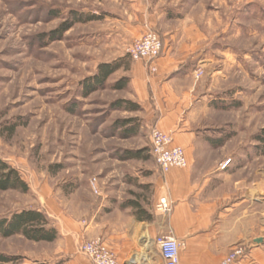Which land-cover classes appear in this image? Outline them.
<instances>
[{"label":"rangeland","instance_id":"obj_1","mask_svg":"<svg viewBox=\"0 0 264 264\" xmlns=\"http://www.w3.org/2000/svg\"><path fill=\"white\" fill-rule=\"evenodd\" d=\"M73 13L95 19L51 41ZM147 29L166 41L165 52L199 55L193 109L212 115L201 121L202 140L231 160L222 171L242 180L231 192L248 186L254 211L255 241L231 251H246L236 264H264V0H0V159L28 187L0 191V218L35 209L58 231L53 243L0 239V256L17 258L0 264H69L94 240L80 234L93 215L131 200L156 212L150 181L159 169L148 136L155 124L131 89L135 61L127 53ZM120 59L106 86L83 96L82 82ZM126 101L140 109H123ZM135 153L142 158L120 159Z\"/></svg>","mask_w":264,"mask_h":264},{"label":"crops","instance_id":"obj_2","mask_svg":"<svg viewBox=\"0 0 264 264\" xmlns=\"http://www.w3.org/2000/svg\"><path fill=\"white\" fill-rule=\"evenodd\" d=\"M165 43L155 74L149 77L141 62L132 64L130 86L137 101L147 104L148 119L171 135L173 145L184 149L188 166L165 175L156 170L150 181L156 212L145 207L153 215L152 221L138 222L131 209L120 208L101 217L93 215L80 234L101 239L120 264H164L156 239L169 235L182 244L180 264H220L239 242L255 241L254 211L245 192L248 186L241 188V194L231 192L230 183L242 180L220 170L221 148L202 140L205 129L201 121L212 115L193 109L202 89L192 77L199 55L190 51L180 58L181 50L165 52ZM187 61L191 67L182 71L180 64ZM222 180L226 187L218 185ZM163 197L170 207L167 215L156 209ZM69 264L91 262L77 253Z\"/></svg>","mask_w":264,"mask_h":264},{"label":"built area","instance_id":"obj_3","mask_svg":"<svg viewBox=\"0 0 264 264\" xmlns=\"http://www.w3.org/2000/svg\"><path fill=\"white\" fill-rule=\"evenodd\" d=\"M163 49L164 45L159 35L153 30L147 29L139 39L131 44L127 53L130 59L135 62H141L147 72L152 74L156 72L155 63L162 56ZM198 76L199 73L196 78ZM148 136L150 155L162 175L167 174L172 169L187 168L188 162L184 149L173 145V140L169 133L154 126L150 129ZM230 162V159L225 160L220 164L219 169L225 170L230 165ZM92 185L96 191L94 184ZM156 209L164 215L169 213L170 207L165 197L159 199ZM156 244L164 264H180L179 253L182 247L180 241L169 235L158 237ZM80 250L93 264H120L114 252L99 238L85 242ZM245 255L246 251L244 248L236 247L220 264H236L240 259H245Z\"/></svg>","mask_w":264,"mask_h":264},{"label":"trees","instance_id":"obj_4","mask_svg":"<svg viewBox=\"0 0 264 264\" xmlns=\"http://www.w3.org/2000/svg\"><path fill=\"white\" fill-rule=\"evenodd\" d=\"M95 19L93 16H81L73 13L70 23L63 24L58 30L51 33V41L61 38V35L73 27L76 22H88ZM122 60H117L111 64H100L96 73L82 82V94L87 97L99 89L106 86V82L115 72L122 68ZM128 83V78L122 79L113 86L114 90H121ZM129 111H137L140 108L131 102H124V108ZM129 130L126 129V135ZM223 141L220 140L219 145ZM139 153L122 156L121 161L141 159ZM0 191H19L26 193L28 187L20 178L16 169L0 159ZM121 209H131L133 217L138 222H149L153 220V215L138 200H131L124 203ZM14 236H21L25 240L33 243H53L58 238V231L53 226L51 220L41 211L35 209L20 210L9 217L0 218V239H8ZM16 257L0 256V262L11 263L16 261Z\"/></svg>","mask_w":264,"mask_h":264}]
</instances>
